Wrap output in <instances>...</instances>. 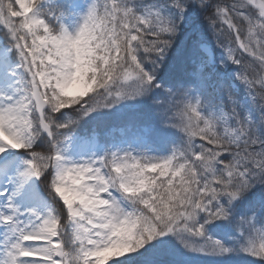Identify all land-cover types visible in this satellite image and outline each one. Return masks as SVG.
Wrapping results in <instances>:
<instances>
[{
	"label": "snow or ice",
	"instance_id": "1",
	"mask_svg": "<svg viewBox=\"0 0 264 264\" xmlns=\"http://www.w3.org/2000/svg\"><path fill=\"white\" fill-rule=\"evenodd\" d=\"M0 264H264V0H0Z\"/></svg>",
	"mask_w": 264,
	"mask_h": 264
}]
</instances>
